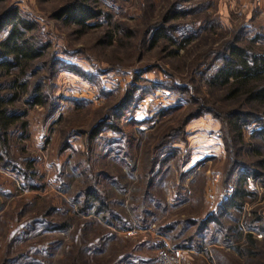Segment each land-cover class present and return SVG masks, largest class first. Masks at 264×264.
I'll list each match as a JSON object with an SVG mask.
<instances>
[{
  "label": "rangeland",
  "instance_id": "rangeland-1",
  "mask_svg": "<svg viewBox=\"0 0 264 264\" xmlns=\"http://www.w3.org/2000/svg\"><path fill=\"white\" fill-rule=\"evenodd\" d=\"M68 1L4 0L6 6H17L39 24V37L49 41L50 51L60 59L93 73L109 69L100 76V83L111 92L119 88L114 95L135 74L144 85L157 80L185 85L193 78L195 96L207 99V106L221 109L226 105L193 75L204 50L232 39L237 31L245 41L254 40V46L264 50V0H193L191 13L171 22H196L197 27L204 26L205 35L175 54L169 53L172 48L165 47V41L154 46L144 43L149 28L182 0H98L96 8L109 16L108 24L82 32L52 17ZM107 25L119 30L114 31L111 43H99ZM74 51L92 62L66 54ZM55 91L60 100L52 117L44 120L40 107L26 115L24 153L37 170L38 187H23L9 168L0 167V264H264V234L257 231L259 220L264 223V176H248L240 209L227 208L219 216L232 197L236 176L223 183L227 159L217 119L205 114L186 124L184 140L172 144L178 151L177 162L168 161L154 188L144 193L146 152L155 155L160 136L177 128L191 106L186 107L174 92L147 95L127 113V119L135 120L131 126L136 140L132 160L120 166L111 158L103 160L102 153L109 139H118L119 133L104 132L101 143L86 141V133L114 102V95L105 100L97 85L68 72L57 75ZM73 100H87L91 106L75 109ZM179 105L185 108L163 114ZM254 129L249 125L243 131L240 160L248 165L258 157L248 149L254 144L250 138ZM129 130L124 125L123 131ZM66 136L70 149L60 152ZM83 171L88 178L107 172L110 179L105 183V195L114 200V210L129 229L112 227L89 210L78 213L82 191L88 185L85 175H80ZM209 216L213 234L207 231L198 236L197 247L187 245L193 226L189 220L200 222ZM42 219L54 228H37L36 221ZM63 222L64 229L56 228ZM214 224L218 232H214Z\"/></svg>",
  "mask_w": 264,
  "mask_h": 264
},
{
  "label": "trees",
  "instance_id": "trees-1",
  "mask_svg": "<svg viewBox=\"0 0 264 264\" xmlns=\"http://www.w3.org/2000/svg\"><path fill=\"white\" fill-rule=\"evenodd\" d=\"M97 1L70 0L56 9L52 17L74 26L81 32L102 24L104 26L109 16L96 8ZM192 1L182 0V4H174L173 9L149 28L146 36L148 40L144 44L154 46L159 41H165L167 43L165 47L172 48L169 53L175 54L187 44L205 35L202 34L204 26L197 27L196 22H193V25L171 22L191 13L189 8H194ZM182 8H185L184 12L181 11ZM90 21L95 22L91 24ZM110 27L106 26V32L99 43L112 42L115 36L114 31H118L119 28L116 25H113L112 29ZM38 29L39 24L24 16L17 6H6L4 0H0V167L9 168L22 186L28 189H35L38 185L37 170L33 167L30 157L24 153L23 143L28 137L26 115L35 107L43 110L44 120L56 113L60 100L55 91L57 75L60 72L73 73L85 81L94 83L99 93L106 98L105 100L119 90L118 88L116 92H111L100 83V76L107 73L109 69H96L94 70L96 74L57 57L50 51L49 41L39 37ZM254 42V40L245 41L241 31H237L232 39H223L216 46H210L204 50L199 59L201 62L194 69L193 75L198 78L200 84L205 86L208 92L213 93L217 100L220 99L226 108H211L206 105L207 99L196 97L194 93L197 86L191 82L193 78L185 85L160 80L149 81L144 85L139 75L135 74L131 82L120 91L121 93L114 95V102L106 106L100 120L92 124L86 133L87 144L100 142V137L106 131L112 134L119 133L118 139L112 138L106 143V151L102 152L103 160L111 158L116 165H127V161L133 158L136 140L131 126L135 120L132 118L128 120L127 113L131 112L147 95L155 94V91L174 92L183 100L186 107H191L188 108L177 128L171 127L160 136L154 149L155 155L146 152L142 172L146 187L144 193L154 188L156 178L168 161L177 162L178 151L172 147V144L184 140L186 124L202 115L210 114L219 121L224 141L227 162L223 183H228L236 176L232 197L222 206L219 216L223 215L227 208L240 209L246 194L243 186L245 181H248L247 177L264 176V50L256 48ZM66 54L81 57L88 63L92 62L82 52L74 51ZM73 103L75 109L91 106L87 100H73ZM183 107L179 105L167 108L163 114L180 111ZM122 123L125 127H130L128 132L123 131ZM249 125H254L255 129L250 132V138L253 139L254 144L248 149L253 156H258L253 160L252 165L244 164L240 160L243 131ZM69 149L70 144L66 136L61 143L60 152ZM86 172L80 173L85 175L88 185L82 191L78 213H86L89 210L101 216L102 219H106L112 227L129 229L131 226L124 217L114 210V200L111 201L106 196L105 185L107 184L105 183L110 179L107 172L96 174L98 177L90 175L91 178L86 176ZM151 198H155V195ZM211 217L200 222L189 220L190 225L193 226L191 234L185 240L187 245L194 244V247H197L198 236L207 231L209 235L213 234V229L211 230L208 225ZM36 223L37 228H54V224L51 222L49 224V221L47 223L43 219L37 220ZM65 226L66 222H63L59 226L56 225V228L64 229ZM218 231L215 225L214 232ZM257 231L264 234V223L260 220ZM247 239L250 240V235ZM40 252L42 255L45 254L44 251Z\"/></svg>",
  "mask_w": 264,
  "mask_h": 264
}]
</instances>
